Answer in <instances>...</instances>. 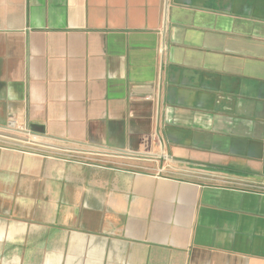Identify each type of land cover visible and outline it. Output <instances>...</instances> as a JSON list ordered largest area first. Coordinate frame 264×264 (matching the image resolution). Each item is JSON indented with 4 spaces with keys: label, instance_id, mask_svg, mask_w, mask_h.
Here are the masks:
<instances>
[{
    "label": "crops",
    "instance_id": "crops-1",
    "mask_svg": "<svg viewBox=\"0 0 264 264\" xmlns=\"http://www.w3.org/2000/svg\"><path fill=\"white\" fill-rule=\"evenodd\" d=\"M10 118L0 264H264V0H0Z\"/></svg>",
    "mask_w": 264,
    "mask_h": 264
},
{
    "label": "built area",
    "instance_id": "built-area-1",
    "mask_svg": "<svg viewBox=\"0 0 264 264\" xmlns=\"http://www.w3.org/2000/svg\"><path fill=\"white\" fill-rule=\"evenodd\" d=\"M14 134H16V137H14ZM42 138L43 136L41 134L34 133L28 128H24L14 118H10L5 128H0V140L2 139V145L9 144L16 148L47 151L54 154L66 153L74 157L80 154L76 149L46 144Z\"/></svg>",
    "mask_w": 264,
    "mask_h": 264
}]
</instances>
